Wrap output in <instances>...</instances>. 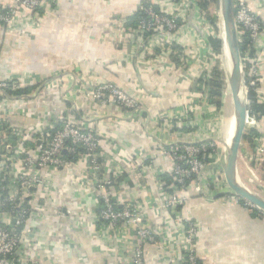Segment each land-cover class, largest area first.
I'll use <instances>...</instances> for the list:
<instances>
[{
  "label": "crops",
  "instance_id": "0c3cea01",
  "mask_svg": "<svg viewBox=\"0 0 264 264\" xmlns=\"http://www.w3.org/2000/svg\"><path fill=\"white\" fill-rule=\"evenodd\" d=\"M149 1L165 2L54 0L49 5V0L35 22L22 24L12 32L0 25V82L27 76L35 79L28 85L37 86L38 90L37 96L10 98L8 106L14 115L9 119L19 126H35L37 119L49 113L69 112L77 99L80 114L90 118L89 125L99 135L102 146L111 151L114 146L123 148L120 162L125 169L130 167L129 158L142 150L155 156V170L162 175L168 172L170 165L161 157L160 146L219 139L223 123L218 111L203 112L201 107L193 117L195 127L185 123L160 131L154 124L146 126L141 119L125 118L123 110L117 106H102L86 98L85 93L93 86L112 82L137 99L148 117L178 110L195 100L199 102L197 86L212 69L207 49L211 46L206 35L213 34L207 26L202 28L203 35L200 31L194 33V20L200 12L191 13L185 25H181L182 32L175 34V44L185 49L188 64L181 61L182 57L178 62L170 58L171 54H161L159 50L156 56L151 54L145 44L138 42L134 30L126 29L132 15ZM259 1L250 0L249 4L264 20V9L256 8ZM3 7L0 2V8ZM198 35L203 40L199 56L191 53ZM262 43L264 33L259 40V44ZM204 58L208 67L202 62ZM66 74L83 78V85L78 86L82 92L78 96L68 92L70 88L75 89L69 86L72 85L69 79L61 92L39 89L44 80ZM261 88L264 89V83ZM64 95L67 101L62 98ZM175 126L180 130L174 132ZM250 146L252 148L253 143ZM247 163L250 171L258 170L255 161ZM76 173L79 172L71 168L55 174L53 183L57 188L49 198L37 194L32 207L34 220L30 224L35 234L26 235L19 249L24 255V264H106L105 243L94 237L95 219L90 214L79 217L80 210L93 212L98 204L94 196L73 183ZM154 179V174H149L143 186L156 188ZM136 182L132 179L126 188L131 197L134 193L130 189L136 187ZM220 193L210 188L200 194L190 188L183 194L188 198L184 208L186 216L202 225L196 245L201 264H264V216L252 214L243 205L224 202ZM139 194L144 196L140 191ZM151 220L159 223L161 217L152 215ZM159 255L162 252L156 246H145V264H182L178 260H162Z\"/></svg>",
  "mask_w": 264,
  "mask_h": 264
},
{
  "label": "built area",
  "instance_id": "2783aa9c",
  "mask_svg": "<svg viewBox=\"0 0 264 264\" xmlns=\"http://www.w3.org/2000/svg\"><path fill=\"white\" fill-rule=\"evenodd\" d=\"M48 1L0 0L4 4L0 8V25L12 32L22 24L35 22L47 7ZM249 1L233 0L239 40L245 34L250 39L248 49L244 57H241L248 107L245 135L252 128L258 130V135L252 141L253 153L245 154V157L260 165L264 164V116L251 114L254 100L248 97V93L253 88L258 101L264 104V89L259 86V81L264 78V43L259 44L264 33V20L253 11ZM155 5L158 11L152 7L144 9L147 19H141L133 31L138 42L145 44V48L150 49V53L155 56L158 50L161 54H172V46L177 40L175 34L182 32L181 25H185L191 13L200 12L194 20V33L200 31L203 35V26L212 29L211 20L201 9L199 0H165L163 4ZM256 8L264 9V0H260ZM208 37L209 34L206 35ZM202 47L203 40L198 35L191 53L195 52L199 56ZM207 49L212 68L215 53L212 48ZM252 51L255 52L254 58L250 57ZM186 60L184 56L181 59L185 65L189 62ZM202 62L208 67L206 58ZM249 63L252 66L246 69ZM211 74L212 69H209V75L204 80H209ZM67 79L72 82L69 86H75V89L70 88L68 92L78 96L82 92L78 86L83 85L84 80L76 74L44 80L39 89H57L61 92ZM33 82L35 79L27 76L0 82V264L25 263L19 249L26 235L35 234L30 224L34 220L32 207L36 196L42 193L49 198L57 188L53 176L68 172L71 168L79 172L73 175V183L81 191L94 196L98 204L93 212L80 210L79 217L90 214L95 219L92 225L94 237L105 243L106 264H145L144 248L147 245H154L162 252L160 259L178 260L182 264H201L196 245L202 225L184 212L188 198L183 194L190 188L200 194L214 188L223 193L224 202L243 205L252 214L264 216V210L231 191L224 179L220 181L217 176L213 178L214 167L221 160L217 140L174 142L160 146L161 157L170 165L167 173L172 179V185L167 190L162 173L155 170V156L137 150L129 158L130 167L125 169L120 162L123 159V148L114 146L111 151L102 146L99 135L89 125L90 118L80 114L77 99L72 102L69 112L49 113L37 119L35 126L17 125L9 119L14 115L8 106L9 99L37 96L38 90L24 96H13L9 92H15ZM199 88L198 103L195 100L178 110H168L154 117H148L137 99L112 82L99 83L85 95L102 106L121 108L129 120L141 119L146 126L154 124L158 130L167 131L174 125L185 123L195 127L193 117L201 107L203 112L219 111L205 86L199 83ZM65 95L62 98L67 101ZM73 112L79 115L77 119ZM61 123L62 126L58 128ZM207 158L213 162L207 163ZM219 172L221 169H218ZM149 174H154L156 188L143 186ZM132 179L138 181L136 187L131 186L130 189L134 193L133 197L126 193ZM139 191L144 193L143 197ZM40 210L44 212L43 208ZM151 214L160 216L161 221H152Z\"/></svg>",
  "mask_w": 264,
  "mask_h": 264
},
{
  "label": "water",
  "instance_id": "95a60500",
  "mask_svg": "<svg viewBox=\"0 0 264 264\" xmlns=\"http://www.w3.org/2000/svg\"><path fill=\"white\" fill-rule=\"evenodd\" d=\"M221 7L223 19L225 22V30L227 32L226 37L228 40L229 53L232 60L229 73V85L232 92L231 95L233 98V102L236 108V125L234 133L230 145L225 150L226 156L223 167L225 181L228 188L239 197L264 210V198L244 185L240 181L237 173L238 157L245 136L248 107L246 104V93H241V90H239L237 86V75L242 68V62L239 47V37L235 23L234 2L233 0H221ZM221 196H223V193H220V197Z\"/></svg>",
  "mask_w": 264,
  "mask_h": 264
},
{
  "label": "trees",
  "instance_id": "16d2710c",
  "mask_svg": "<svg viewBox=\"0 0 264 264\" xmlns=\"http://www.w3.org/2000/svg\"><path fill=\"white\" fill-rule=\"evenodd\" d=\"M212 3V0H199V4L201 6V9L205 12H208L209 7ZM152 7L155 11H158V6L155 5L152 1H149L145 4H143L133 15L132 17L129 19L128 24L126 25V29L128 30H134L138 27L139 21L141 19H147V16L144 14L143 10L146 8ZM42 14V12H41ZM210 19V18H208ZM212 22V20H211ZM214 21L212 23V25H214ZM217 28V27H216ZM215 28V32L213 34V36H209L207 39V43L211 46V48L213 49V52L215 54H220L222 51V47H223V40L222 37L219 35L220 31H218L219 29ZM151 34L147 35L150 36ZM250 44V39L248 34L243 35L240 40H239V47H240V52H241V57H244L247 49H248V45ZM172 54L170 56L171 59H174L175 61L180 62L181 57L184 56V52L185 49L177 44H174L172 46ZM159 52H157L158 54ZM251 58L255 57V52L252 51L250 54ZM252 66V63L247 64L246 69L250 68ZM218 68V67H217ZM260 80V79H259ZM247 82V80H246ZM200 85L205 86V89H207L208 91V95L209 97L212 99L213 103L215 104V107L220 110L222 109V95H223V82H222V74L220 72V70L218 69H213L212 74H211V78L209 80H202L200 81ZM264 83V78H261V81H259V86H261ZM37 88V86H33V85H28V86H24L20 89H18L15 92H9L10 95L13 96H24V95H30L32 92L35 91V89ZM201 88L197 89V91H200ZM248 97L250 99H253L254 102L250 108L251 114H256L258 117H263L264 116V104H262L261 102L258 101V98L255 95L254 89L250 88L249 89V93H248ZM82 114V113H81ZM73 116L76 117V119L79 117V115L75 112H73ZM62 126V123L59 124L58 128H60ZM185 129V128H183ZM174 132L176 130H180V127L176 126L173 128ZM258 135V130L255 128L250 129L247 134L244 136V141H246L247 143H252L253 138L255 136ZM66 158L70 159L69 156L65 155ZM213 160L212 159H208L207 158V163H212ZM162 179L167 183V186L165 187L167 190L169 189L168 187H170L172 185V179L170 178L169 174H163L162 175Z\"/></svg>",
  "mask_w": 264,
  "mask_h": 264
},
{
  "label": "rangeland",
  "instance_id": "374dc122",
  "mask_svg": "<svg viewBox=\"0 0 264 264\" xmlns=\"http://www.w3.org/2000/svg\"><path fill=\"white\" fill-rule=\"evenodd\" d=\"M221 11L222 9L220 8V0H212V3L209 7L208 12H205V11L204 12L206 13L207 17L210 18V20H212V22L210 23V25L212 26L211 32L213 31V34H214L215 28L217 27L219 29L218 31H220L219 35L224 40L225 39V28L223 25V19H222L223 14H221ZM213 21L215 23L214 25H212ZM222 55H223V47H222L221 53L214 55V58L212 59V64H213L212 71L213 69H217V70L219 69L222 74L223 95H222L221 102H222L223 107L218 112H219V115L222 117L223 131H224L227 125L226 123H228L227 122L228 115L226 114L227 112H226V104H225L224 98L226 94L227 95L229 94L230 86H229V83H228V80L225 74ZM244 81H245V78H244ZM217 142H218L217 145L220 151L219 153L221 154V160L219 164L214 167L215 170L212 176L213 178H216L217 176L219 180L221 181L222 179L225 180L223 167H224V162H225L226 151L224 149V145L227 144V142L224 140L223 132H222L221 137L217 139ZM252 153H253V149L251 148L250 143H247L246 141L243 140L242 145H241V153L239 154V159H238L239 169L237 168L238 169L237 173H238L240 181L244 185L246 186L249 185L247 186L249 189L258 193L260 196L264 198V164L260 163V165H258L259 166L258 170L250 171L251 168L249 167L247 163L249 159L245 157V154L250 155ZM218 169H221V172L217 173ZM252 172H254V174Z\"/></svg>",
  "mask_w": 264,
  "mask_h": 264
},
{
  "label": "bare ground",
  "instance_id": "6f19581e",
  "mask_svg": "<svg viewBox=\"0 0 264 264\" xmlns=\"http://www.w3.org/2000/svg\"><path fill=\"white\" fill-rule=\"evenodd\" d=\"M220 8L221 7V0H220ZM222 14V11H221ZM222 19H223V15H222ZM223 25L225 28V22L223 19ZM226 30H225V39L223 40V55H222V59H223V65H224V70H225V74L229 83V73H230V69H231V55L229 53V48H228V40H227V35H226ZM243 69L241 68V70L239 71L238 75H237V86L238 89L241 90V93L245 92V86H244V76H243ZM230 86V85H229ZM231 88L229 91V94L225 96V104H226V114L228 115V123H226V128L223 131V137L224 140L227 142V144L224 145V149L226 150V148L230 145L231 143V139L234 133V129H235V105L233 102V98L231 95ZM223 107V106H222ZM225 108V107H224ZM226 115V116H227Z\"/></svg>",
  "mask_w": 264,
  "mask_h": 264
}]
</instances>
